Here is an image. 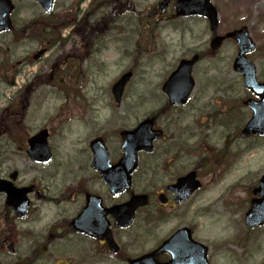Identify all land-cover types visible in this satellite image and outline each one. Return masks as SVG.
<instances>
[{
    "label": "rangeland",
    "instance_id": "obj_1",
    "mask_svg": "<svg viewBox=\"0 0 264 264\" xmlns=\"http://www.w3.org/2000/svg\"><path fill=\"white\" fill-rule=\"evenodd\" d=\"M11 1L15 6L12 29H23L30 21L38 26L37 14L43 12L37 3ZM106 1L86 17L92 0H56L54 15L72 7L77 23H87L85 28L64 29L61 46H49L48 41L31 43L13 32L0 33V178L17 172V187L35 188L29 196L30 212L23 220L5 211V195L0 193V264H127L126 259L148 253L181 226L192 228L194 239L209 248L210 264H264V227H245L248 206L244 209L243 204L264 173V137L241 139L240 126L234 121L242 118L227 113L225 123L229 124H224L222 116L229 102L238 109L247 95L240 76L231 68L237 52L231 41L203 56L193 68L195 86L188 103L160 115L156 126L163 137L151 154L139 156V168L133 175L132 192L141 194L196 171L204 187L193 198L188 214L179 221L155 224L151 208L140 213L130 228L114 233L126 259L108 255L78 237L59 238L56 232L60 230L52 232L76 208L70 193L78 181L104 187L90 167L89 142L103 139L110 161L116 162L121 156L119 132L135 128L153 111H166L162 110L167 100L161 86L168 75L181 59L209 49L206 20L176 18L174 0L163 13L157 10L161 0ZM211 1L219 13L217 34L247 27L256 45L249 59L258 76L264 75V0ZM74 53L81 60L68 63ZM128 71L132 77L116 104L111 86ZM44 74L52 77L51 82L31 84ZM227 93L233 94V100H228ZM242 110L244 126L250 115L245 107ZM7 128L15 130L14 136L5 134ZM44 128L49 131L52 160L35 165L26 157L23 139ZM225 152L228 158L221 167ZM207 161L216 171L205 166ZM101 191L107 201L124 199H113ZM50 198L59 200L57 205Z\"/></svg>",
    "mask_w": 264,
    "mask_h": 264
},
{
    "label": "water",
    "instance_id": "obj_2",
    "mask_svg": "<svg viewBox=\"0 0 264 264\" xmlns=\"http://www.w3.org/2000/svg\"><path fill=\"white\" fill-rule=\"evenodd\" d=\"M35 1L45 11L51 9L53 2V0ZM168 2L169 0H163L158 6V10L163 11ZM11 10L12 5L9 0H0V31L10 28L8 15ZM190 15L205 17L208 20L209 30H216L218 15L210 0H177L175 16ZM228 38L235 40L238 46V54L233 63V70L243 75L244 87L260 97L258 103L249 105L253 111V116L241 134L243 137L250 134L264 135V84L259 85L256 83L254 66L245 57L247 53L254 50L255 46L248 37L246 28H241L223 37H215L211 42V48L213 50L219 48L222 41ZM197 59L198 56L195 55L190 60L180 61L175 71L164 83L162 91L167 95L171 105H183L186 103L193 89L194 83L191 78V70ZM130 76L131 73H126L112 87V94L118 104L120 103L124 86ZM152 125L153 119H147L133 131L120 133L123 157L115 165L109 164L108 152L101 139H96L90 144V149L94 155L92 167L99 171L102 181L107 185L112 195L116 196L130 189L131 174L136 170L137 166V153L139 151L150 152L153 140L161 136V132L154 131ZM27 143L26 153L30 161L40 164H46L50 161L51 153L47 146L46 130L30 138ZM10 178L15 180L16 173H13ZM199 188L200 184L195 180V173H190L178 179L176 184L170 189L178 194L180 200H184ZM32 189L33 187L18 189L14 187L11 181L0 179V192L6 194V205L14 211L18 218H24L27 214L29 201L26 198V194L30 193ZM254 193L258 195L259 199L252 202L251 209L246 215V224L251 227L261 226L264 223V176L259 181V186ZM95 202H97V205ZM146 203V196H132L129 202L104 210L100 208V199L90 196L88 197L86 208H91L93 204L94 215L89 221H86L84 219L86 217L84 211L77 222L78 231L94 236L98 240L104 239L109 252L115 253L118 248L111 239L110 225L106 220V216L110 215L114 222V227L125 228L131 224L137 208L145 206ZM74 223H71L72 228H74ZM164 252H168L171 255V260L164 264H208L206 260L207 249L200 244L192 242L187 229L176 232L157 251L129 261V264H161L157 262L156 256Z\"/></svg>",
    "mask_w": 264,
    "mask_h": 264
},
{
    "label": "flooded vegetation",
    "instance_id": "obj_3",
    "mask_svg": "<svg viewBox=\"0 0 264 264\" xmlns=\"http://www.w3.org/2000/svg\"><path fill=\"white\" fill-rule=\"evenodd\" d=\"M40 24V22H39ZM86 27V26H85ZM84 27V28H85ZM87 29V28H86ZM88 37V36H86ZM67 59V58H65ZM257 80L259 82H264V75H257ZM247 95L242 98L243 100V105H245V102L247 100H252L254 102L258 101V97H256L255 95H253L252 93L246 91ZM230 101L233 100V94H230ZM241 103H240V107H244ZM235 109L237 110V108H234L231 106V109L228 112H225V114L230 112V115L234 114ZM247 109V108H246ZM244 111V110H243ZM249 112V111H248ZM249 115H252V112H249ZM244 118H246V113L244 111ZM237 124V123H236ZM240 125H242V121L240 122ZM253 137V136H251ZM250 138V137H248ZM181 155H183V151H181ZM190 171H187L185 174H183L180 177L186 176L187 174H189ZM178 177V178H180ZM197 180L199 179L198 174L196 175ZM177 179V178H176ZM175 179V181H176ZM175 181L169 185H166L162 188H159L158 190H155L151 193H143L146 194L147 198H148V205L145 208H141L138 209L136 214H135V218H134V222L136 221L137 216L142 213L143 211H145L146 209L151 208V214L153 215L152 221L155 224H163V223H167L170 220L173 219H177L178 221L180 219H183L187 214H188V210H189V205L191 204V202L193 201V198L196 197L198 195V193L202 190L196 191L193 194H191L190 196H188L186 199L184 200H180L178 194L176 192H174L173 190H167L168 188L172 187V184L175 183ZM171 186V187H170ZM95 187V186H94ZM93 185H91L90 183H85L83 184V182H77L76 186L72 189L70 195L72 196V200H73V205L76 206V208L72 211V213L70 214V219L68 220V222L66 223H60L59 227L57 228V231H61L60 233L56 232V234H58L59 237H65V236H74L84 239L88 242V244L92 245L93 248H96L97 246L100 249H103L105 251L106 254L107 250H106V246L104 244L103 241H97L94 238H91L90 236L83 234V233H79L77 231H75L74 229H78V224L75 222L74 223V228H71L70 222L72 221H77L78 218L83 214V211L86 209L87 206V196H95L97 198H99L101 200L100 204L103 208L108 209L112 206L118 205V204H122L124 202H126L129 198H130V194L128 196V194H121L116 198L113 199H119V198H124L121 201H107L104 194L101 193V190H105L106 194L108 195V197H111L108 192L107 189L104 187L101 188L100 187H95L94 188ZM204 186H202L203 188ZM97 188V189H96ZM252 190L250 191V194L247 196H245V198L243 199V204H244V209L245 206L247 208V206L249 205V203L251 202L253 196H252ZM250 196L249 199H247V197ZM50 202L53 203L54 205H57L56 203L59 202V200H54L50 198ZM97 204V203H96ZM94 213H93V205L91 208H89V210L85 211V220L89 221L91 219V217H93ZM191 230V232L193 233V229L189 228ZM249 229V228H247ZM255 228H251L250 230H254ZM112 230V235L116 232V231H124L126 229H111ZM78 241H80L78 239ZM250 241V238H248L247 242ZM121 248V247H120ZM119 257L124 258L121 254H117ZM169 260V256L167 254H163L158 256V261L159 262H166ZM81 262H84L81 260ZM83 264H86L85 262Z\"/></svg>",
    "mask_w": 264,
    "mask_h": 264
},
{
    "label": "trees",
    "instance_id": "obj_4",
    "mask_svg": "<svg viewBox=\"0 0 264 264\" xmlns=\"http://www.w3.org/2000/svg\"><path fill=\"white\" fill-rule=\"evenodd\" d=\"M94 1H95V3H97V5L94 6L95 12H96V10H99L100 8H102L106 4V3H102V2H107L106 0H94ZM98 2H99V4H98ZM55 17H56V15H54V14H51L47 17V21H46L47 23L44 26V28L46 30H49L50 27L55 29L56 22H57V20H59L57 17H56V19H57L56 20ZM72 17H74V16L71 13V8H68L67 10H65V12L61 15L62 21L66 24L73 22ZM49 22H52V24H49ZM50 78H51V76H49V75H45V76L43 75L40 77L37 84H40L41 82L45 83V84L49 83V82H51ZM6 133H8L11 136H14L15 130L13 128H10L6 131Z\"/></svg>",
    "mask_w": 264,
    "mask_h": 264
}]
</instances>
